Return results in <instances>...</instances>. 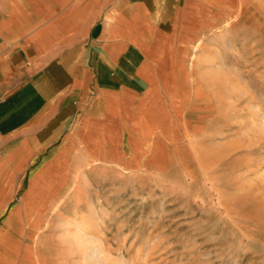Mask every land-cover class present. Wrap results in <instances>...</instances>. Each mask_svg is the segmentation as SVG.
Masks as SVG:
<instances>
[{"label":"rangeland","instance_id":"obj_1","mask_svg":"<svg viewBox=\"0 0 264 264\" xmlns=\"http://www.w3.org/2000/svg\"><path fill=\"white\" fill-rule=\"evenodd\" d=\"M244 2L128 164L59 156L28 201L0 191V264H264V0Z\"/></svg>","mask_w":264,"mask_h":264},{"label":"crops","instance_id":"obj_2","mask_svg":"<svg viewBox=\"0 0 264 264\" xmlns=\"http://www.w3.org/2000/svg\"><path fill=\"white\" fill-rule=\"evenodd\" d=\"M244 1L0 0V191L28 201L59 156L128 164L152 109L175 115L196 46Z\"/></svg>","mask_w":264,"mask_h":264},{"label":"bare ground","instance_id":"obj_3","mask_svg":"<svg viewBox=\"0 0 264 264\" xmlns=\"http://www.w3.org/2000/svg\"><path fill=\"white\" fill-rule=\"evenodd\" d=\"M216 3V2H215ZM217 6V5H216ZM241 6V5H240ZM226 9V8H225ZM197 49H195L194 51L195 52H197L196 51ZM196 58V57H195ZM191 60V59H190ZM244 93V92H243ZM245 94V93H244ZM246 95V94H245ZM150 128V127H149ZM188 137V136H187ZM145 139V138H144ZM124 170V169H123ZM87 210V209H86ZM95 211H96V209H95ZM93 214V213H92ZM89 225V224H88ZM88 225H85V227L84 228H80L79 229V231L81 232V236H78L77 234H74V240L75 241H77V243L78 244H80V245H83V246H87V247H90V245L91 244H93L92 242H93V240L92 241H89V237H87V236H89L90 235V233H89V230H90V227L88 226ZM86 226H88V227H86ZM76 228H78V227H76ZM75 233V232H74ZM73 234V233H72ZM78 234H79V232H78ZM72 237V236H71ZM73 240V241H74ZM74 241V242H75ZM95 241V240H94ZM97 242V241H96ZM87 254V253H86ZM85 254V255H86Z\"/></svg>","mask_w":264,"mask_h":264}]
</instances>
